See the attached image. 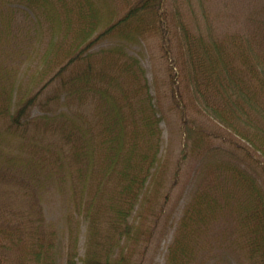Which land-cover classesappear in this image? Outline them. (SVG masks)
Listing matches in <instances>:
<instances>
[{"label":"trees","instance_id":"1","mask_svg":"<svg viewBox=\"0 0 264 264\" xmlns=\"http://www.w3.org/2000/svg\"><path fill=\"white\" fill-rule=\"evenodd\" d=\"M162 1L0 0V178L36 195L30 209L0 213V264H56L57 229L38 199L48 182L63 177L72 193L67 264L76 255L74 214L86 221L82 264H127L120 242L133 235L129 216L156 166L161 129L144 67L124 42H139L151 27L166 35ZM111 2L124 8L115 19ZM15 10L25 16L22 22ZM175 23L180 68L202 107L264 164V60L258 58L264 54L254 62L245 44L231 50L181 18ZM107 36L118 39L90 49ZM31 53L41 58L33 83L20 73ZM50 102L59 104L55 112L30 116L35 105ZM48 137L57 142L51 141L50 159L41 150L50 149ZM215 244L246 264H264V188L256 172L233 162L213 163L198 181L166 264H191Z\"/></svg>","mask_w":264,"mask_h":264},{"label":"rangeland","instance_id":"2","mask_svg":"<svg viewBox=\"0 0 264 264\" xmlns=\"http://www.w3.org/2000/svg\"><path fill=\"white\" fill-rule=\"evenodd\" d=\"M162 3L161 16L170 29L166 35L161 37L160 29L151 27L139 42H124L127 52L135 55L144 67L161 129L156 166L146 181L140 202L129 216L133 235L120 242L127 264H166L167 248L184 205L202 175L212 170L213 163L233 162L244 166L254 174L256 172L264 188V164L259 161L258 154L202 107L186 72L180 68L182 58L177 54L178 44L171 37L172 27L181 18L193 32L203 33L211 41L226 42L231 50L245 44L253 61L259 62V59L264 60L262 57L255 59V55L264 54V0H163ZM109 7L114 8V19L124 11L122 6L112 2ZM15 18L22 22L25 16L15 10ZM42 39L46 41V36ZM117 39L115 36L102 37L90 49L106 47ZM40 59L32 53L26 57L20 68L26 81H38ZM48 77L46 75L45 80ZM52 85L49 83L43 90L41 99L45 98ZM58 107L55 102L35 105L30 116L50 114ZM48 139L53 141L52 137ZM53 142L48 145L50 149L47 145L41 149L49 154L47 159L55 153ZM46 186L45 194L38 201L46 221L57 229L56 264H67L66 216L72 212V193L65 177L48 182ZM18 187L14 180L4 176L0 178V213L14 216L19 209L34 206L36 195L26 194ZM231 225V221L223 224L227 231ZM72 227L77 231L76 255L72 264H82L80 258L85 246L86 221L81 215L74 214ZM217 245L191 264H246L242 257L234 254L235 251L220 249Z\"/></svg>","mask_w":264,"mask_h":264}]
</instances>
